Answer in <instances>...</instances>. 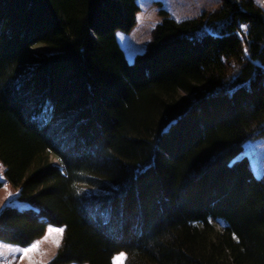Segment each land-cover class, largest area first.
Masks as SVG:
<instances>
[{
    "label": "trees",
    "instance_id": "16d2710c",
    "mask_svg": "<svg viewBox=\"0 0 264 264\" xmlns=\"http://www.w3.org/2000/svg\"><path fill=\"white\" fill-rule=\"evenodd\" d=\"M138 10L0 0V241L53 224L47 264H264V178L232 161L264 135V5L160 8L128 61Z\"/></svg>",
    "mask_w": 264,
    "mask_h": 264
},
{
    "label": "rangeland",
    "instance_id": "374dc122",
    "mask_svg": "<svg viewBox=\"0 0 264 264\" xmlns=\"http://www.w3.org/2000/svg\"><path fill=\"white\" fill-rule=\"evenodd\" d=\"M139 10L136 13L135 25L128 31L117 30L115 37L118 44L124 49L128 61L145 50L152 28L161 20L159 9L177 19L197 17L203 11H211L220 6L221 0H136ZM45 50L44 47H37ZM246 156L248 164L257 177L264 178V135L249 139L243 143L241 151L232 158L235 161ZM57 163V160H53ZM9 188L0 193V203L6 201L11 194ZM216 228L220 225L215 223ZM61 226L47 224L41 237L26 246L0 241V264H47L54 255L61 239ZM36 245L35 248L32 246ZM31 249L25 253V249ZM125 253L119 252L113 257V264H122ZM67 264H82L71 262Z\"/></svg>",
    "mask_w": 264,
    "mask_h": 264
},
{
    "label": "snow or ice",
    "instance_id": "6c2138e0",
    "mask_svg": "<svg viewBox=\"0 0 264 264\" xmlns=\"http://www.w3.org/2000/svg\"><path fill=\"white\" fill-rule=\"evenodd\" d=\"M257 2H258V3H261L262 5H264V0H257ZM56 231L62 232L63 229H56ZM32 247L35 248L36 245H33ZM30 250H31V249L26 248L24 251H25V253H27V252L30 251Z\"/></svg>",
    "mask_w": 264,
    "mask_h": 264
},
{
    "label": "bare ground",
    "instance_id": "6f19581e",
    "mask_svg": "<svg viewBox=\"0 0 264 264\" xmlns=\"http://www.w3.org/2000/svg\"><path fill=\"white\" fill-rule=\"evenodd\" d=\"M160 11H161V10H160ZM160 11H159V12H160ZM162 16H163V15H162ZM53 160H55V159H53ZM57 163H58V162H57Z\"/></svg>",
    "mask_w": 264,
    "mask_h": 264
}]
</instances>
